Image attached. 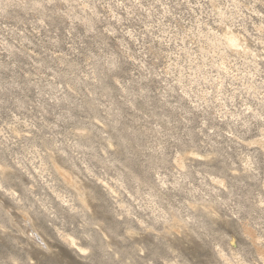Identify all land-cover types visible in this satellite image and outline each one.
I'll return each mask as SVG.
<instances>
[{"label": "clouds", "instance_id": "clouds-1", "mask_svg": "<svg viewBox=\"0 0 264 264\" xmlns=\"http://www.w3.org/2000/svg\"><path fill=\"white\" fill-rule=\"evenodd\" d=\"M0 264H264V0H0Z\"/></svg>", "mask_w": 264, "mask_h": 264}]
</instances>
